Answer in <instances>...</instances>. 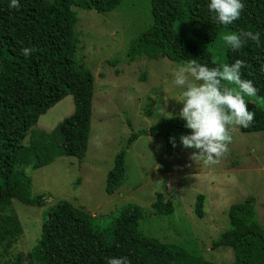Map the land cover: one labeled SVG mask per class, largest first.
<instances>
[{
	"label": "trees",
	"instance_id": "obj_1",
	"mask_svg": "<svg viewBox=\"0 0 264 264\" xmlns=\"http://www.w3.org/2000/svg\"><path fill=\"white\" fill-rule=\"evenodd\" d=\"M10 2L0 0V204L17 199L42 206L45 194L31 192L32 166L49 164L58 156H74L81 162L89 140L94 76L76 59L78 18L73 6L106 13L122 0H19V10L10 9ZM242 2L241 18L225 26L213 19L210 0H150L151 23L130 42L128 61L162 55L177 64L196 60L216 67L221 64L213 48L220 42L226 64L244 60L247 66L241 69V78L251 81L257 89L255 96L264 99V0ZM242 31L259 32L260 43L249 40L234 52L223 36ZM25 48L36 51L26 57ZM118 63V59L110 61ZM67 95L73 98V113L50 132L34 129L39 117ZM244 99L255 119L247 128L239 126L240 130L264 131V109L251 98ZM185 123L179 116L163 117L149 129L133 131L127 146L141 135L162 136L167 154H172V135L191 132ZM125 153L124 149L116 154L107 174L109 194L124 184ZM204 199L203 193L196 197L198 217L204 215ZM152 206L160 217L173 213L171 200L164 201L162 193H157ZM110 217L101 222L98 216L61 199L43 211L40 235L30 253L0 264H108L111 258L125 257L130 264H215L181 245L138 232L139 220L145 218L139 205L128 204ZM220 246L232 248L231 264H264V226L252 196L230 206L227 227L211 244L212 248Z\"/></svg>",
	"mask_w": 264,
	"mask_h": 264
},
{
	"label": "rangeland",
	"instance_id": "obj_2",
	"mask_svg": "<svg viewBox=\"0 0 264 264\" xmlns=\"http://www.w3.org/2000/svg\"><path fill=\"white\" fill-rule=\"evenodd\" d=\"M73 9L78 18L76 59L94 76L87 151L81 162L74 156H58L49 164L37 162L32 166L31 192L45 194L42 206L17 199L0 204V263L28 255L39 238L43 211L66 199L98 216L101 222L111 220V215L128 204L139 205L145 218L139 220L138 232L181 245L215 264H231L232 248H212L211 244L227 227L230 206L248 196L253 197L264 226V131L243 132L235 126L229 153L214 164L192 160L194 150L183 147V135L179 134L172 135L176 145L172 154H167L162 136L141 135L128 148L127 138L133 131L149 129L163 117L179 116L185 89L175 85L174 79L183 64L162 55H142L128 61L130 42L151 23L150 0H122L106 13L77 6ZM213 54L221 65L226 64L223 44L217 43ZM112 59L119 63L110 64ZM244 98H251L264 109V99ZM59 103L39 117L34 129L50 132L72 113L71 95ZM44 121L50 125L42 129ZM124 149V184L109 194L107 174L116 154ZM157 193L164 195V201L171 200L170 216L160 217L154 211ZM199 193L205 195L203 217L194 210Z\"/></svg>",
	"mask_w": 264,
	"mask_h": 264
},
{
	"label": "clouds",
	"instance_id": "obj_3",
	"mask_svg": "<svg viewBox=\"0 0 264 264\" xmlns=\"http://www.w3.org/2000/svg\"><path fill=\"white\" fill-rule=\"evenodd\" d=\"M9 8L19 10V0H11ZM208 8L215 13L214 20L227 26L241 18L245 4L242 0H210ZM249 40L259 45L260 33L242 31L223 36L225 44L234 52L242 49ZM34 51V48H25L23 55L27 57ZM246 66L241 59L231 65L211 68L196 60L178 66L174 84L185 89L179 119L185 121V127L191 131L190 135L181 136L180 142L185 149L194 150L192 160L217 163L230 151L233 128L237 125L247 128L253 123L255 113L249 110L244 97L255 96L257 89L251 81L241 78V69ZM161 111L165 112V108ZM172 143L175 147V138ZM108 264L130 262L126 257L111 258Z\"/></svg>",
	"mask_w": 264,
	"mask_h": 264
},
{
	"label": "crops",
	"instance_id": "obj_4",
	"mask_svg": "<svg viewBox=\"0 0 264 264\" xmlns=\"http://www.w3.org/2000/svg\"><path fill=\"white\" fill-rule=\"evenodd\" d=\"M67 96H69V95H67ZM62 100H63V99H62ZM60 101H61V100H60ZM60 101H59V102H60ZM59 102H58V103H59ZM58 103H56L55 105H58ZM59 104H60V103H59ZM55 105H54V106H55ZM54 106H53V107H54ZM53 107H51V108H53ZM73 111H74V109L72 110V113H73ZM66 113H67V112H66ZM42 115H44V114H42ZM37 123H38V121H37ZM37 123H36V124H37ZM36 124H35V125H36ZM43 125H44V126H43ZM43 125L41 126L42 129H44V128H46V127H49L50 123L44 121V122H43ZM33 127H34V126H33ZM48 132H49V130H48Z\"/></svg>",
	"mask_w": 264,
	"mask_h": 264
}]
</instances>
